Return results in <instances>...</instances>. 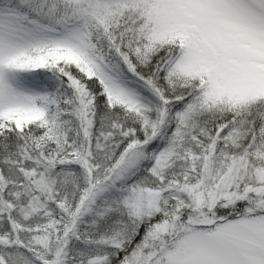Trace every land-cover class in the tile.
<instances>
[{"label": "snow or ice", "instance_id": "1", "mask_svg": "<svg viewBox=\"0 0 264 264\" xmlns=\"http://www.w3.org/2000/svg\"><path fill=\"white\" fill-rule=\"evenodd\" d=\"M0 264H264V0H0Z\"/></svg>", "mask_w": 264, "mask_h": 264}]
</instances>
